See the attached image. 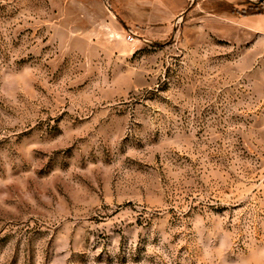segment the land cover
I'll use <instances>...</instances> for the list:
<instances>
[{
	"label": "rangeland",
	"instance_id": "374dc122",
	"mask_svg": "<svg viewBox=\"0 0 264 264\" xmlns=\"http://www.w3.org/2000/svg\"><path fill=\"white\" fill-rule=\"evenodd\" d=\"M160 1L0 0V264H264V0Z\"/></svg>",
	"mask_w": 264,
	"mask_h": 264
},
{
	"label": "crops",
	"instance_id": "0c3cea01",
	"mask_svg": "<svg viewBox=\"0 0 264 264\" xmlns=\"http://www.w3.org/2000/svg\"><path fill=\"white\" fill-rule=\"evenodd\" d=\"M160 2H158V7H160L158 10V27L164 29L161 31L162 33L165 32V28H167L172 18L176 16L179 11L178 9L170 7L164 0Z\"/></svg>",
	"mask_w": 264,
	"mask_h": 264
},
{
	"label": "trees",
	"instance_id": "16d2710c",
	"mask_svg": "<svg viewBox=\"0 0 264 264\" xmlns=\"http://www.w3.org/2000/svg\"><path fill=\"white\" fill-rule=\"evenodd\" d=\"M247 11L248 14H256V13H253L254 11V7L253 6H249L247 9H245Z\"/></svg>",
	"mask_w": 264,
	"mask_h": 264
},
{
	"label": "water",
	"instance_id": "95a60500",
	"mask_svg": "<svg viewBox=\"0 0 264 264\" xmlns=\"http://www.w3.org/2000/svg\"><path fill=\"white\" fill-rule=\"evenodd\" d=\"M191 5H192V2L189 4V6H188V7L190 8V7H191ZM187 10H188V9H187ZM187 10H185V11L181 12V15H180V16H182V15H185V14H186V12H187ZM180 16H179V17H180Z\"/></svg>",
	"mask_w": 264,
	"mask_h": 264
},
{
	"label": "built area",
	"instance_id": "2783aa9c",
	"mask_svg": "<svg viewBox=\"0 0 264 264\" xmlns=\"http://www.w3.org/2000/svg\"><path fill=\"white\" fill-rule=\"evenodd\" d=\"M130 38H131V36H130Z\"/></svg>",
	"mask_w": 264,
	"mask_h": 264
}]
</instances>
